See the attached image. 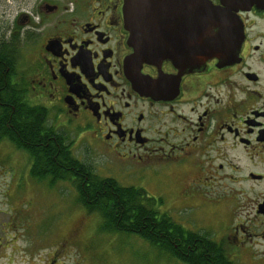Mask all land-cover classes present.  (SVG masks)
Masks as SVG:
<instances>
[{
	"label": "flooded vegetation",
	"instance_id": "af4514ba",
	"mask_svg": "<svg viewBox=\"0 0 264 264\" xmlns=\"http://www.w3.org/2000/svg\"><path fill=\"white\" fill-rule=\"evenodd\" d=\"M123 4L40 0L6 34V40L21 32L39 37L36 55L29 64L17 59L10 81L24 78V103L39 108L78 157L97 151L115 162L109 174L90 163L99 177L140 185L167 177L173 206L193 210L181 223L187 231L208 234L227 261L238 264L246 256L264 264V11L239 13L244 38L238 61L221 65L210 58L186 71L169 60L142 64L144 87L138 89L125 72L133 49ZM169 15L168 28L154 26L152 38L183 37L177 11ZM71 132L86 146L78 147ZM147 184L138 188L161 200ZM202 211H216L215 223H206ZM254 245L262 247L260 258Z\"/></svg>",
	"mask_w": 264,
	"mask_h": 264
},
{
	"label": "rangeland",
	"instance_id": "374dc122",
	"mask_svg": "<svg viewBox=\"0 0 264 264\" xmlns=\"http://www.w3.org/2000/svg\"><path fill=\"white\" fill-rule=\"evenodd\" d=\"M39 2L0 0V34L5 38L7 33H13L20 26L15 23L17 18L24 12L37 10ZM18 35L15 36L18 39L17 59L22 65L29 64L37 53L39 37L34 35L35 38L30 39L25 32ZM17 73L16 77L20 79L22 72ZM73 132L71 137L81 141L78 147L86 146L81 140L82 135ZM89 158L90 163L100 167L105 174H109L106 168L115 164L97 151ZM122 178L128 180L124 174ZM167 179L164 176L163 182L156 180L143 185L118 182L136 188L152 183L148 189L161 198L157 207L159 213L166 212L176 222L187 223L194 216L193 210L188 206H173L176 202L168 197L165 189ZM48 183V180L32 179L26 154L8 140L0 139V264H176L174 260L170 263L166 257L152 254L155 250L138 237L102 231L99 217L86 212L76 202V191L69 181L57 182L55 187H49ZM202 212L206 223H215L216 211ZM261 250V245L251 247L258 258L263 256ZM253 261L244 256L238 264H261L259 259Z\"/></svg>",
	"mask_w": 264,
	"mask_h": 264
},
{
	"label": "trees",
	"instance_id": "16d2710c",
	"mask_svg": "<svg viewBox=\"0 0 264 264\" xmlns=\"http://www.w3.org/2000/svg\"><path fill=\"white\" fill-rule=\"evenodd\" d=\"M17 41L0 34V139L26 154L29 176L48 180L49 187L69 181L76 202L99 217L102 231L138 237L155 250L152 254L170 263L235 264L222 257L208 234L187 231L170 214L159 213L161 200L146 196L140 188L99 177L88 155L78 157L65 134L48 125L39 108L24 103L23 79L15 84L9 78L19 56Z\"/></svg>",
	"mask_w": 264,
	"mask_h": 264
},
{
	"label": "water",
	"instance_id": "95a60500",
	"mask_svg": "<svg viewBox=\"0 0 264 264\" xmlns=\"http://www.w3.org/2000/svg\"><path fill=\"white\" fill-rule=\"evenodd\" d=\"M169 1L178 3L165 4ZM253 6L264 11V0H219L218 4L210 0H124L128 43L133 49L125 61L130 82L135 88L144 87L139 76V67L144 63L159 65L169 60L186 71L202 67L210 58H216L221 65L238 61L244 34L237 12L249 11ZM172 10L181 19L183 37L171 38L168 34L169 39L152 38L154 26L168 28Z\"/></svg>",
	"mask_w": 264,
	"mask_h": 264
}]
</instances>
